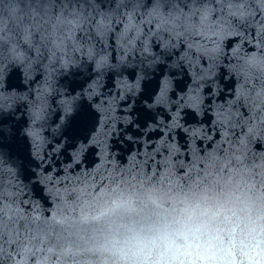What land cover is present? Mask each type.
I'll return each instance as SVG.
<instances>
[{"label":"snow or ice","instance_id":"1","mask_svg":"<svg viewBox=\"0 0 264 264\" xmlns=\"http://www.w3.org/2000/svg\"><path fill=\"white\" fill-rule=\"evenodd\" d=\"M0 264H264V0H0Z\"/></svg>","mask_w":264,"mask_h":264},{"label":"water","instance_id":"2","mask_svg":"<svg viewBox=\"0 0 264 264\" xmlns=\"http://www.w3.org/2000/svg\"><path fill=\"white\" fill-rule=\"evenodd\" d=\"M7 20V18H6ZM128 71H132V69H128ZM69 79H73L72 77H69ZM76 80H81L83 79V77H76L74 78ZM18 83H20L21 85H23L24 88L27 87V85H25L23 83V80H20L18 81ZM63 83L65 84L66 88L68 87L67 85V81H63ZM114 84H115V81H113L112 84H109L107 78H105L104 80V88L102 89V91H105V92H108V93H112L115 91L114 89ZM53 108H55V105H53ZM21 119H27V115H25L24 117H21ZM51 119H55V114H53L51 117H50V120ZM11 127V125L9 126V128ZM44 135H47V132L44 133ZM111 150L114 151L115 153H117L118 156H126L127 155V151H126V146L123 145V144H117L115 142V138H113V141L111 142ZM97 160V157L94 155L93 151L92 150H89L88 152L85 153L84 157H83V165H84V168L87 170L89 168H91V166L93 165V163Z\"/></svg>","mask_w":264,"mask_h":264},{"label":"clouds","instance_id":"3","mask_svg":"<svg viewBox=\"0 0 264 264\" xmlns=\"http://www.w3.org/2000/svg\"><path fill=\"white\" fill-rule=\"evenodd\" d=\"M12 124L11 121H9V123L7 125H5V127H9Z\"/></svg>","mask_w":264,"mask_h":264}]
</instances>
